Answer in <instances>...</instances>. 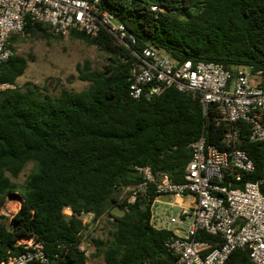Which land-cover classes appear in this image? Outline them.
Listing matches in <instances>:
<instances>
[{
    "label": "trees",
    "instance_id": "obj_1",
    "mask_svg": "<svg viewBox=\"0 0 264 264\" xmlns=\"http://www.w3.org/2000/svg\"><path fill=\"white\" fill-rule=\"evenodd\" d=\"M153 4L161 9L153 10ZM102 6L136 35L132 48L137 52L149 44L180 60H212L231 70L246 64L264 68V0H104ZM20 34L63 36L42 23H29L12 36L13 43ZM70 36L110 55L103 68L89 61L78 64L79 78L89 82L86 89L62 88L52 95L47 86H17L33 55L18 54L14 46L0 66V83L15 85L0 92V261L23 251L19 237L34 235L51 264H88L79 249L80 234L87 229L82 212L99 218L118 207L120 215L109 213L114 226L109 244L91 238L97 245L93 256L103 255L105 264H176L179 256L166 246L174 232L150 222L158 195L153 186L149 200L134 203L127 201L125 188L142 179L141 166L183 181L190 144L204 133L210 143L227 149L223 136L228 126L214 130L211 113L204 116L198 100L175 86L150 99L130 97L137 62L130 49L106 30L96 35L72 30ZM248 132L247 125L241 128L237 146L248 152L255 170L245 173L243 181L260 178L264 162V140L250 142ZM30 162L34 168L20 184L14 178ZM261 190L264 194V184ZM12 194L21 205L8 218L1 207ZM198 237L213 238L204 231ZM226 264L253 262L247 250L236 249Z\"/></svg>",
    "mask_w": 264,
    "mask_h": 264
},
{
    "label": "built area",
    "instance_id": "obj_2",
    "mask_svg": "<svg viewBox=\"0 0 264 264\" xmlns=\"http://www.w3.org/2000/svg\"><path fill=\"white\" fill-rule=\"evenodd\" d=\"M104 0H0V66L13 54L12 36L23 33L29 23H42L54 35L72 30L96 35L106 30L114 40L130 49L137 62L128 94L134 99L153 98L170 86L188 92L210 113L214 130L227 125L223 141L229 148L210 143L204 133L190 144L192 157L184 180L173 181L167 174L156 176L150 166L138 167L142 179L125 188L127 201L149 200L150 186L158 195L174 198L192 196V208L182 207L176 214L162 216L152 203L150 222L157 229L174 232L166 240L167 248L178 255L176 264H226L236 249L247 250L253 264H264V162L257 180L243 181V175L255 170V163L245 149L237 146L240 130L249 127L250 142L264 140V68L240 65L233 70L212 60H180L169 52L145 45L141 52L132 48L136 35L112 11ZM158 11V5L151 6ZM15 87L0 83V92ZM233 182H241L234 186ZM157 195V196H158ZM71 213L69 208H66ZM190 219L186 220L185 217ZM100 218L82 212L86 231L80 234L79 249L86 256L87 230ZM183 227L179 234L171 228ZM199 231L212 239L199 238ZM20 254L9 255L0 264H51L44 244L34 235L21 236ZM142 264H155L145 260Z\"/></svg>",
    "mask_w": 264,
    "mask_h": 264
},
{
    "label": "rangeland",
    "instance_id": "obj_3",
    "mask_svg": "<svg viewBox=\"0 0 264 264\" xmlns=\"http://www.w3.org/2000/svg\"><path fill=\"white\" fill-rule=\"evenodd\" d=\"M18 54L29 56L28 67L25 72L18 77L16 84L24 87L26 82H31L40 87L47 86L52 95H58L62 88L80 91L89 87V82L79 78L77 70L78 64L89 61L93 68H103L110 62V55L96 45H89L82 39L73 38L69 34L61 37L51 36L44 39L30 37L20 34L19 38L13 43ZM34 163L30 162L17 178L20 184L25 182L27 175L33 170ZM125 194V193H124ZM21 198L18 195H10L1 207V213L12 217L20 208ZM174 214L178 212L177 207H173ZM65 213H69L65 209ZM109 213L120 215L122 210L112 207ZM106 213L100 218L97 226L90 227L86 234V248L89 250L88 264H105L103 255L93 256L97 245L91 240L92 237L100 238L104 241V246L109 244L111 231L114 226L110 220L112 217Z\"/></svg>",
    "mask_w": 264,
    "mask_h": 264
},
{
    "label": "crops",
    "instance_id": "obj_4",
    "mask_svg": "<svg viewBox=\"0 0 264 264\" xmlns=\"http://www.w3.org/2000/svg\"><path fill=\"white\" fill-rule=\"evenodd\" d=\"M156 207L157 213L165 216L168 213L174 214L173 207L178 208V212L182 207H185L186 209L192 208L194 204V200L192 196H185L183 198H174L171 195H158L153 203ZM186 220H189L190 217H185ZM171 228L176 230L179 234L183 233L184 228L180 227L179 229L176 228L175 225H171Z\"/></svg>",
    "mask_w": 264,
    "mask_h": 264
}]
</instances>
